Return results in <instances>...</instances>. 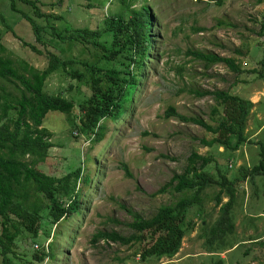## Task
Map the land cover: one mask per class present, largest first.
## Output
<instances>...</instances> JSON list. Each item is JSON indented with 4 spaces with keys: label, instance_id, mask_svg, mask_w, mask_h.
<instances>
[{
    "label": "rangeland",
    "instance_id": "1",
    "mask_svg": "<svg viewBox=\"0 0 264 264\" xmlns=\"http://www.w3.org/2000/svg\"><path fill=\"white\" fill-rule=\"evenodd\" d=\"M31 1L42 14L59 17L51 16L48 23L37 19L47 49L57 53L62 49L64 59L73 57L80 63L92 61L90 54H80V47L68 49L48 27L53 26L61 35H66L68 28L95 30L103 26L106 16L123 11L118 0ZM14 4L16 11L10 10L7 0H0L1 43L12 59H21L41 70L46 58L22 46L23 42L33 43L41 52L45 50L43 44L34 42L31 27L23 19V14L32 16L34 7L24 0H14ZM142 5L151 9L154 23L150 53L143 63L144 78L132 89L130 94L136 89L133 100L120 119L102 123L106 127L103 139L94 143L77 130L71 137L62 113L50 111L45 116L43 126L51 132L53 147L45 162L37 166L39 171L59 176L66 174L69 167H80L82 175L88 174L89 179L79 180L76 206L80 202V214L75 207V214L57 226L48 246L47 261L32 259L35 251L45 249L44 231L52 232L50 223L43 219L38 238L17 248L18 264H217L218 260L221 264H264V181L261 177L251 179L248 174L239 178L258 164L260 146L264 147V76L237 74L223 63L204 69L203 62L190 54L199 51L231 58L244 70L258 69L264 74L260 63L264 60V0H223L221 5L207 0H136L131 8ZM46 90L71 99V117L77 121L79 104L89 96L88 87L54 74L48 78ZM195 90H224L250 98L253 105L243 118L248 143L237 150L218 145L205 147L201 140L209 141L216 135L193 122L165 116L172 107L181 116L200 118L216 127L223 116V105L210 95L196 96ZM229 143L235 144V137L230 136ZM192 152L211 159L204 172L215 180L221 174L238 181L233 208L236 230L228 241L230 249L211 254L204 246V228L211 227L219 217L222 198L223 204L228 200L221 194L216 204L215 196L220 190L216 183L208 185L187 209L185 235L172 257L143 258L141 252L148 246V239L127 244L104 240L90 243L96 231L116 232L125 238L133 235L129 211L150 219L160 207L191 197L190 190L179 193L168 187L162 193L157 191L173 175L184 171ZM215 158L220 159L219 167ZM122 165H126L130 177Z\"/></svg>",
    "mask_w": 264,
    "mask_h": 264
},
{
    "label": "trees",
    "instance_id": "2",
    "mask_svg": "<svg viewBox=\"0 0 264 264\" xmlns=\"http://www.w3.org/2000/svg\"><path fill=\"white\" fill-rule=\"evenodd\" d=\"M9 8L16 11L14 0H7ZM123 11L106 16L103 26L90 30L88 28H68L66 35H61L53 26L48 28L68 49L80 47L79 53L90 54L89 62L80 63L73 57L62 55L63 50H48L41 40L42 26L37 19L48 23L49 18L58 16L42 14L35 1L24 0L34 7L32 16L23 14L33 34L36 44H43L41 52L33 43L23 42L31 52L46 58V65L39 70L26 61L12 59L0 40V264H18L20 257L16 250L24 242H34L38 238L42 220L49 223L60 220L79 200L77 184L81 178L88 182V174L82 175V169L76 167L66 169V174L50 176L39 171L37 166L45 162L51 148V132L44 124L48 112H59L65 116L69 124L68 133L74 137L73 131L87 136L92 142H99L105 135L106 127L101 122L107 118L116 119L122 114L128 94L140 81L143 75L144 60L150 53L151 29L154 26L151 9L142 5L131 8L136 0H118ZM221 5L223 0H207ZM262 0H258L260 2ZM124 16H128L125 18ZM34 17V20L33 18ZM2 19V17H1ZM102 39L109 41L107 44ZM264 53V52H263ZM197 60L203 62V68L223 63L230 71L258 73V69L244 70L234 59L219 57L199 51L191 52ZM264 65V60L260 61ZM59 74L84 84L89 89V96L79 104V117H71L74 103L61 93L52 94L46 90L48 78ZM198 97L212 95L223 105V116L216 127L208 125L200 118H186L170 107L166 117H176L181 122H193L207 132L216 135L209 141L201 140L205 147L214 145L236 150L246 140L243 118L251 109L248 99L231 96L223 91H194ZM104 123V121H103ZM93 136V138H91ZM235 137V144L229 143V137ZM68 137V134H67ZM69 139V138H68ZM248 143V142H247ZM53 146V145H52ZM260 161L239 178L247 174L251 179L261 177L264 181V147L260 146ZM215 157H221L217 155ZM216 166L218 160L216 159ZM211 162L209 157L192 152L187 158V165L181 174H175L172 180L164 185L158 193L168 187L175 192L192 191L191 197H182L175 205L160 207L150 219L138 213L130 212V227L135 233L128 238L116 233H99L93 236L92 242L98 238L112 243L127 244L131 240L146 241L141 256L166 255L172 257L180 248L184 236L182 224L189 207L198 200L199 194L210 184L216 183L220 190L215 196L216 204L223 192L228 200L220 205V214L211 227H205L206 241L204 246L209 253H218L231 248L228 244L230 236L236 230L233 208L236 198L235 185L238 181H228L225 175L219 179L204 172ZM123 169L128 177L127 167ZM264 185V182H263ZM264 188V186H263ZM257 189V188H256ZM258 192V191H257ZM259 197V196H257ZM68 205V207H66ZM48 231H44L47 234ZM264 244V241L261 243ZM229 247V248H228ZM247 249L245 250V252ZM11 255V257H10ZM42 253L35 251L33 260H42ZM217 264H221L218 260Z\"/></svg>",
    "mask_w": 264,
    "mask_h": 264
},
{
    "label": "clouds",
    "instance_id": "3",
    "mask_svg": "<svg viewBox=\"0 0 264 264\" xmlns=\"http://www.w3.org/2000/svg\"><path fill=\"white\" fill-rule=\"evenodd\" d=\"M152 44V43H151ZM151 49V48H150ZM143 72V68H142V70H141V73ZM143 74V73H142ZM142 78H144L143 77V75L140 77V81L138 82V84L137 85H141L142 84ZM135 91H136V89H135ZM135 91H134V93H135ZM216 91H223V92H226L227 94H229V95H231V96H236V95H233V94H230L229 92H227V91H224V90H216ZM211 92H214V91H211ZM134 93L133 94H128V97H130V99H128V101L126 102V104L123 106V110H122V113L124 112V111H127L128 110V107H129V105H130V103L132 102V100H133V95H134ZM210 96H212V95H210ZM213 98H214V96H212ZM236 97H239V96H236ZM240 99H241V97H239ZM215 99V98H214ZM248 99H250V98H248ZM216 100V99H215ZM217 102H219L220 104H221V102L220 101H218V100H216ZM251 102V101H250ZM251 104H252V102H251ZM253 105V104H252ZM107 119H112V120H114V121H118L119 119H120V116L118 117V118H116V119H113V118H107ZM107 119H105V120H107ZM105 120H103V121H105ZM103 121L101 122V124L103 123ZM245 134H246V130H245ZM246 137V136H245ZM88 138V137H87ZM91 138H93V136H91ZM89 139V138H88ZM90 140V139H89ZM246 140H247V137H246ZM91 141H93V140H91ZM50 142V144H51V148L53 147L52 145V142H51V140L49 141ZM248 142V141H247ZM96 143V142H95ZM219 147H223V146H219ZM50 148V149H51ZM238 148V147H237ZM50 149L48 150V153H49V151H50ZM237 150V149H236ZM199 155V154H198ZM48 157V156H47ZM126 166V165H125ZM122 168H123V165H122ZM128 170V169H127ZM226 179L228 180V181H231V180H229L228 179V177H226ZM236 186V185H235ZM222 194H225L224 192L222 193ZM222 195L220 194V196H219V199H220V197H221ZM225 196L227 197V195L225 194ZM228 198V197H227ZM219 202H220V200H219ZM218 202V203H219ZM223 203V198H222V201L220 202V205ZM66 207H68V205H66ZM76 207V210H78V212H79V214H80V202L78 203V205L76 206V204L74 205V202H73V206H72V208L71 209H69V211H68V213L67 214H65L60 220H58V221H56V222H54V223H50V225L52 226V232H51V230L46 234L47 235V237H46V241H45V249H44V251L42 250L41 251V249H40V252L42 253V256H40V255H38V256H40V257H42V260H41V262H44V260H45V262L47 261V259H48V253H50V249L48 250V246L50 247V243H51V238H52V236L53 235H55V233H54V231H55V229L57 228V226L59 225L60 226V224L63 222V221H66V219L68 218V217H70L71 215L73 216L74 214H73V211H75V208ZM130 212H133V211H130ZM129 212V213H130ZM133 213H135V212H133ZM131 214V213H130ZM185 216H186V214H185ZM187 218L185 217V220H186ZM185 220H184V222H185ZM182 226V228H184V223L181 225ZM184 230V229H183ZM133 231V230H132ZM99 233H116V232H107V231H96L93 235H92V237H91V240H90V243L91 244H95V243H93L92 242V240H93V236L94 235H97V234H99ZM116 234H118V233H116ZM119 235V234H118ZM184 235H185V230H184ZM121 236V235H120ZM184 237V236H183ZM98 240H103L102 238H98ZM97 240V241H98ZM182 241V240H181ZM181 246V245H180ZM228 250V249H227ZM39 252V251H38ZM68 252V251H67ZM177 253V252H176ZM68 255V254H67ZM50 259V258H49ZM221 259H223L222 257H221ZM36 261H39V260H36Z\"/></svg>",
    "mask_w": 264,
    "mask_h": 264
}]
</instances>
